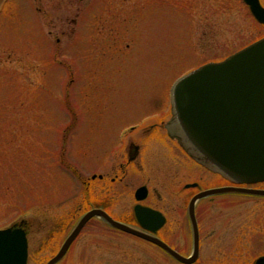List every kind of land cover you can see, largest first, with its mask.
Listing matches in <instances>:
<instances>
[{"label":"rangeland","instance_id":"1","mask_svg":"<svg viewBox=\"0 0 264 264\" xmlns=\"http://www.w3.org/2000/svg\"><path fill=\"white\" fill-rule=\"evenodd\" d=\"M263 35L242 0H0V228L25 223L26 264L48 261L87 198L103 202L91 176L108 157L104 118L120 127L152 115L166 126L175 77ZM170 132L156 127L159 137H149L138 181L222 183ZM242 194L200 201L199 260L243 254L235 247L248 243L247 218L264 217V202ZM133 249L137 264H175L97 222L57 264H118L124 253L131 264Z\"/></svg>","mask_w":264,"mask_h":264},{"label":"water","instance_id":"2","mask_svg":"<svg viewBox=\"0 0 264 264\" xmlns=\"http://www.w3.org/2000/svg\"><path fill=\"white\" fill-rule=\"evenodd\" d=\"M243 1L255 19L264 24V7L259 0ZM172 114V122L180 133L177 135L179 143L197 162L238 183L263 181L264 37L222 61L206 63L183 76L173 89ZM140 190L142 188L138 192ZM227 191L264 195L261 189L233 187L212 188L196 194L189 206L194 224V247L189 257L178 254L154 237L127 228L104 213L100 214L111 225L157 244L183 263H192L198 255L194 202L200 197ZM92 214L88 212L82 217L46 264H54L62 257ZM26 260L25 231L15 226L0 229V264H26Z\"/></svg>","mask_w":264,"mask_h":264},{"label":"flooded vegetation","instance_id":"3","mask_svg":"<svg viewBox=\"0 0 264 264\" xmlns=\"http://www.w3.org/2000/svg\"><path fill=\"white\" fill-rule=\"evenodd\" d=\"M88 119V123L92 125V123H90L91 118ZM103 122L106 130L104 149L105 153L108 154V157L103 164L102 172L98 173L96 176L93 174L94 177L91 176L93 179H96L97 177L100 179L99 181H102L103 183V202H95L92 198H87L85 200V209L82 211H76L74 218L69 224L66 236L79 223L85 213L88 211H93L97 214L98 212H101L106 213L112 219L117 220L132 229L138 230V232L159 238L174 251L187 257L190 255L194 247V224L190 217L189 203L195 194L207 188L220 186L264 189L262 186L264 181L252 184H240L220 173L213 174L217 176L218 180L222 183L210 187L205 186L200 178L191 182H186L182 186H162L164 181L154 182V180L150 179L138 181V172H141L143 169V163L140 156L142 152L145 151L147 143L149 144V141L151 140L149 137L151 135L154 138L159 137L156 133V127H164L167 129L169 128L168 124L165 126L162 121H151L140 124L138 123V118L131 122H127L120 127H115L110 121L106 120V118L103 119ZM122 129H126V131L119 135ZM168 134L172 139L173 134L171 132ZM180 151L183 153L184 150L182 149ZM77 179L81 182L78 175ZM139 188L143 189L138 192ZM175 188L180 192L187 191V193L190 194L187 197L176 195L175 193L177 191H175ZM162 191L164 194L161 193ZM233 193L237 195L239 194L238 192ZM242 195H246L248 201L257 200L258 202H264V196L245 193ZM241 197L245 198V196ZM206 198L213 199L215 196ZM202 199L205 198L196 200L194 204V219L198 232V257L190 264H264V217H262V215L258 216V214H254L255 216L247 218V230L248 232L253 230L252 235L248 237V243L243 245L239 244L235 247L236 252H243V254H235V257L231 259V263L216 259H208V261L199 260L200 235L202 234L203 228L199 220V209L201 206L200 201ZM135 206L150 208L157 212V214L155 213L143 218L138 216L137 221L134 211ZM93 222L101 223L111 231L113 230L120 235L129 236L137 241L143 242L147 248L165 254L172 263L182 264L154 243L112 227L99 215H93L83 224L66 253L71 249V246H73L82 231L88 229V225L90 224L91 226ZM64 239L58 245L55 253L61 247ZM178 241H182L183 243L177 244L176 242ZM107 242H110L109 237L107 238ZM108 248L110 250V243ZM131 251H134L135 254V259H131V264H137L138 249H133ZM186 251L187 253H184ZM66 253L57 263H60L63 260ZM53 255H51L49 259ZM131 257L132 254L128 256L124 253L122 258L118 260V264H124L126 261H129ZM109 259L108 256V261L110 262L111 260Z\"/></svg>","mask_w":264,"mask_h":264},{"label":"bare ground","instance_id":"4","mask_svg":"<svg viewBox=\"0 0 264 264\" xmlns=\"http://www.w3.org/2000/svg\"><path fill=\"white\" fill-rule=\"evenodd\" d=\"M170 131L172 132V133H175L176 135H180V133H179V131L177 130V127H176V125H175V123L174 122H171V124H170ZM183 143H185V142H183ZM186 145H187V143H185ZM188 146V145H187Z\"/></svg>","mask_w":264,"mask_h":264}]
</instances>
